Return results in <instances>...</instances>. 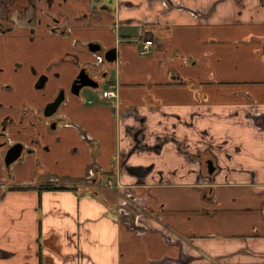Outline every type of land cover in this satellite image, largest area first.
<instances>
[{
    "label": "crops",
    "instance_id": "1",
    "mask_svg": "<svg viewBox=\"0 0 264 264\" xmlns=\"http://www.w3.org/2000/svg\"><path fill=\"white\" fill-rule=\"evenodd\" d=\"M26 1L0 34V264H264V0Z\"/></svg>",
    "mask_w": 264,
    "mask_h": 264
},
{
    "label": "water",
    "instance_id": "2",
    "mask_svg": "<svg viewBox=\"0 0 264 264\" xmlns=\"http://www.w3.org/2000/svg\"><path fill=\"white\" fill-rule=\"evenodd\" d=\"M88 48L90 51L93 53H96L100 51V47L96 44H89ZM104 60L108 63H113L116 60V49L112 48L107 50L104 53ZM42 80H40L41 85ZM83 88H98V83L92 79L84 69L80 70L78 73L76 79L74 80L72 86H71V93L75 96H78L79 92ZM64 101V92L60 91L57 95V97L50 103L48 104L43 111V115L45 117H52L58 107L61 105V103ZM54 127V125H52ZM24 152V147L20 143H15L11 145L5 152L4 154V164L6 167H9L13 163L17 162L20 160L21 155H23ZM207 169H208V175H212L214 173V166L212 161L207 162Z\"/></svg>",
    "mask_w": 264,
    "mask_h": 264
},
{
    "label": "flooded vegetation",
    "instance_id": "3",
    "mask_svg": "<svg viewBox=\"0 0 264 264\" xmlns=\"http://www.w3.org/2000/svg\"><path fill=\"white\" fill-rule=\"evenodd\" d=\"M27 3L28 2L26 0H6L4 2H0V34L6 35L7 33L11 32V30H14L15 29V27H16L15 16H16L17 12H19L18 13L19 15H21V14H23L25 12L26 7H27ZM99 56H100L99 57L100 63H102V64L105 65V60L103 59L104 57H102L104 55H99ZM39 84H40V81H39ZM64 99H65V97H64ZM62 103H61V105H62ZM60 106L58 107L56 113L52 117H45L43 115V117L45 119H50L52 121V125H54V126H55V123L54 122L57 121V119L55 117H56V114H58V112H59ZM10 146L11 145H9L8 147L6 146L7 148L5 149L4 154H5L6 150ZM23 147H24L23 155H21L20 160H18L17 162L22 161L23 160V157L25 155V152H28L27 151L28 149L24 145H23ZM4 154L2 156L1 163H2V166H3L4 170L7 173V171L9 170V168H10L11 165L9 167H6L5 166V164H4Z\"/></svg>",
    "mask_w": 264,
    "mask_h": 264
},
{
    "label": "built area",
    "instance_id": "4",
    "mask_svg": "<svg viewBox=\"0 0 264 264\" xmlns=\"http://www.w3.org/2000/svg\"><path fill=\"white\" fill-rule=\"evenodd\" d=\"M152 45V41L150 40H146L144 41L141 45H140V49H139V54L140 55H147L149 50H150V46ZM116 61V60H115ZM102 96L103 97H117V92L114 89L108 90V91H102ZM107 187H113V184L111 181H107L105 184ZM117 188H121L120 184L117 183L116 185ZM128 211V202L125 200H123V202L119 205L118 207V212L119 214H126Z\"/></svg>",
    "mask_w": 264,
    "mask_h": 264
},
{
    "label": "trees",
    "instance_id": "5",
    "mask_svg": "<svg viewBox=\"0 0 264 264\" xmlns=\"http://www.w3.org/2000/svg\"><path fill=\"white\" fill-rule=\"evenodd\" d=\"M18 189H30L31 187H26V186H23V187H17ZM40 190L42 189H45V190H56V189H67V188H64V187H60V188H55L53 186H46V187H38ZM11 189H16L15 187H12ZM41 264V262L39 263Z\"/></svg>",
    "mask_w": 264,
    "mask_h": 264
},
{
    "label": "rangeland",
    "instance_id": "6",
    "mask_svg": "<svg viewBox=\"0 0 264 264\" xmlns=\"http://www.w3.org/2000/svg\"><path fill=\"white\" fill-rule=\"evenodd\" d=\"M107 188H109V187H107ZM138 224H140V223L138 222Z\"/></svg>",
    "mask_w": 264,
    "mask_h": 264
}]
</instances>
